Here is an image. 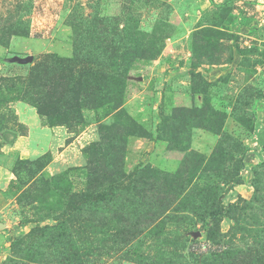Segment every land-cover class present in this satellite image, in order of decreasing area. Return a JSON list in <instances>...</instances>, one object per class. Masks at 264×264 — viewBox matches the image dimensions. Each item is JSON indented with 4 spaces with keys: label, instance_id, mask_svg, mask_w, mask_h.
<instances>
[{
    "label": "rangeland",
    "instance_id": "1",
    "mask_svg": "<svg viewBox=\"0 0 264 264\" xmlns=\"http://www.w3.org/2000/svg\"><path fill=\"white\" fill-rule=\"evenodd\" d=\"M0 264H264V0H0Z\"/></svg>",
    "mask_w": 264,
    "mask_h": 264
},
{
    "label": "trees",
    "instance_id": "2",
    "mask_svg": "<svg viewBox=\"0 0 264 264\" xmlns=\"http://www.w3.org/2000/svg\"><path fill=\"white\" fill-rule=\"evenodd\" d=\"M103 178L104 179H107L105 176ZM103 178L102 177H99V176L94 177V178L91 179L90 183L93 186H97V184H98L99 181L104 180ZM209 237L214 238V233L212 231L210 232Z\"/></svg>",
    "mask_w": 264,
    "mask_h": 264
},
{
    "label": "water",
    "instance_id": "3",
    "mask_svg": "<svg viewBox=\"0 0 264 264\" xmlns=\"http://www.w3.org/2000/svg\"><path fill=\"white\" fill-rule=\"evenodd\" d=\"M34 59V56H29V57H27V58H25V59H23V63H27L28 61H31V60H33Z\"/></svg>",
    "mask_w": 264,
    "mask_h": 264
}]
</instances>
